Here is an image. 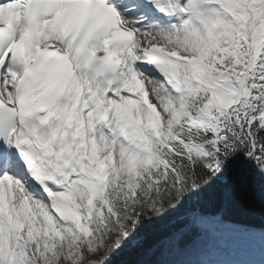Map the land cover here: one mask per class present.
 <instances>
[{"label":"snow or ice","instance_id":"6c2138e0","mask_svg":"<svg viewBox=\"0 0 264 264\" xmlns=\"http://www.w3.org/2000/svg\"><path fill=\"white\" fill-rule=\"evenodd\" d=\"M0 264H264V0H0Z\"/></svg>","mask_w":264,"mask_h":264}]
</instances>
